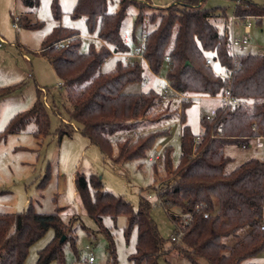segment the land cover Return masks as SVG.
<instances>
[{"label":"trees","instance_id":"trees-1","mask_svg":"<svg viewBox=\"0 0 264 264\" xmlns=\"http://www.w3.org/2000/svg\"><path fill=\"white\" fill-rule=\"evenodd\" d=\"M185 1L180 6L168 7L165 14L149 16L152 28L141 36L145 37L144 61L156 76L167 65L168 82L185 100L193 98L190 94L217 97L230 88L240 104L228 109L219 107L212 121L204 118L200 137L186 124V110L191 102L184 103L179 117L180 165L173 167L171 147L167 146L162 160L163 170L170 176L159 193L162 207L174 224L175 235L177 226L181 229L180 240L171 239L173 246L165 248L151 216V202L143 195L136 210L122 196L104 190L97 175L87 178L81 174L76 177V192L89 217L105 234L108 252L113 258L114 233L104 225V219L108 216L116 225L118 216L123 214L128 219L125 237L129 239L133 229L137 230L136 250L130 257L135 264H159L160 257L173 251L193 264H257L256 257L264 252L261 228L264 160L251 159L230 171L227 166L232 159L224 150L232 144L245 147L251 139L264 133V54L238 52L234 61L225 10L206 8V0ZM23 2L34 7L38 0ZM108 2L78 0L74 15L84 17L89 31L97 32L98 38L111 45L116 54H129L130 43L125 41L123 25L131 1L121 0L117 13L108 12ZM237 14L241 18H262L264 5L244 1ZM144 18L140 10L136 24H143ZM219 22L225 24L223 31L219 29ZM63 35L75 41L63 48L54 46L64 39ZM80 48V34L64 29L57 30L42 48L61 80L64 93L67 122H62L59 131H75V126L113 164L145 160L160 138L171 137L169 129H158L159 121L153 120L160 93L153 89L125 92L129 85L144 82V69L137 61L124 64L118 60L113 71L104 72L102 67L112 53L107 49L82 53ZM208 58L219 62L224 75L206 66ZM20 88L21 85L1 88L0 102ZM38 92L39 98L32 109L14 116L4 134L20 133L32 122L35 139L55 134L49 113L40 100L43 91ZM118 134L124 138L118 142L117 153L113 155L111 139ZM158 174L159 168L155 165L154 176ZM175 208L184 214H175ZM49 230L54 231V237L39 251L36 264L53 261L65 264L63 245L73 237L59 211L43 214L31 208L20 213H0V264H23L32 245Z\"/></svg>","mask_w":264,"mask_h":264},{"label":"rangeland","instance_id":"rangeland-1","mask_svg":"<svg viewBox=\"0 0 264 264\" xmlns=\"http://www.w3.org/2000/svg\"><path fill=\"white\" fill-rule=\"evenodd\" d=\"M130 8L124 19V35L130 37L128 45L134 49L140 44L141 36L151 30L149 16L165 14L170 6H180L185 0H128ZM257 5H264V0H244ZM243 1V2H244ZM78 0H38L36 6H28L23 0H0V89L21 85L14 93L0 102V213H20L33 209L37 213L52 214L60 212L62 221L68 226L73 240L64 245L65 264H87L90 252L93 253L94 264H135L130 257L136 250L137 230L133 229L129 239L124 235L128 219L126 215L117 218L116 225L110 217H105L104 225L112 229L115 240V257L108 252V241L99 225L87 214L84 205L76 192L77 174L97 175L101 178L104 190L122 196L134 209L139 208L140 195L147 198L150 194L152 205L151 216L157 224L159 233L165 242V248H171L175 227L165 209L159 205L153 190L162 188L168 182L162 156L167 146L171 147V160L174 168L180 165L181 157V125L180 115L185 102H191L186 110V124L195 136L203 133L202 121L214 110L222 106L219 97H200L195 94L192 99H181L172 93L161 97L159 108L153 116L159 121L158 129H169L170 139L160 138L156 146L148 152L143 161H127L113 164L98 147L91 145L87 138L73 130L60 132L63 121L67 122L64 108V93L54 67L48 61L42 48L59 29L71 30L80 34L82 53L92 50L101 52L109 50L112 56L103 65L104 72L114 70L118 60L124 64L137 61L144 69V82L126 87L127 93H141L150 89L156 90L159 78L167 79L169 68L164 65L160 73L153 74L146 62L140 58H125L114 52L111 45L101 41L97 32L91 33L84 17H75L74 11ZM169 4V5H168ZM161 5H167L161 7ZM234 0H206V8L224 9L229 16L228 30L231 31V16L235 12ZM121 9V0H109L108 12L117 13ZM145 15L143 24H136L139 11ZM20 18L15 28V18ZM253 17V16H251ZM228 18V17H227ZM253 28L249 37L250 43L242 52L264 54V17H253ZM224 30L225 24L218 23ZM234 36L244 37L242 22L234 25ZM54 46L63 48L75 39L66 38ZM136 38V41L133 40ZM237 51H241L237 49ZM206 63V62H205ZM215 73L224 75L219 62H213ZM156 76V77H155ZM45 105L51 122L52 134L45 139H35L32 132L35 124L16 134H4L11 119L17 114L27 112L39 98ZM252 107V103L249 105ZM160 126H163L160 128ZM255 132V129L252 130ZM251 139L245 147L238 144L227 145L224 152L232 159L227 170L251 160H264V133ZM136 135H134V138ZM124 135H115L112 139L113 155L117 153V145ZM163 145V146H160ZM159 168L158 176H154V166ZM171 173V172H170ZM177 215H183L179 208L173 209ZM116 226V227H115ZM54 231L49 230L41 239L32 245L23 264H36L39 251L44 249L53 239ZM90 247L91 250H86ZM258 264H264V252ZM159 264H193L188 258L179 256L173 251L168 256L159 258ZM51 264H57L53 261ZM203 264H206L205 262Z\"/></svg>","mask_w":264,"mask_h":264},{"label":"built area","instance_id":"built-area-1","mask_svg":"<svg viewBox=\"0 0 264 264\" xmlns=\"http://www.w3.org/2000/svg\"><path fill=\"white\" fill-rule=\"evenodd\" d=\"M244 0H234L235 2V12L234 14L231 16L230 20L233 26L236 22H242L243 23V27H244V37L242 39H237L235 38V36L233 35L232 31L230 32V47H231V53H232V57L233 60L235 61L237 59V49H240L242 47H245L247 45H249L250 40V34L253 28L252 22L251 20L253 19V17L251 16H246L244 18L239 17V15L237 14V9L239 6L242 5ZM20 21V18L16 17L14 20V26L15 28L18 27V23ZM125 41L126 43H130V38L128 36H125ZM4 42L1 41V45H3ZM144 44H145V37L141 38L140 44H138V46H136L134 49H131V52L129 54L123 55V57L125 58H140L143 59V51H144ZM0 45V46H1ZM144 60V59H143ZM213 65V60L211 58H208L206 60V66L210 67ZM59 86H61V83H59ZM157 88L160 92L161 97L164 98V96L168 97L170 94L175 93L178 94L174 91V89L172 88V86L170 85V83L168 82L167 79L164 78H159V82L157 85ZM179 95V94H178ZM181 99H183V96L179 95ZM221 99L222 101V109H228V108H234L236 106H238L240 104V100L236 97L233 96L231 89H227L226 91H224L222 94H220L219 96H217ZM218 110V109H217ZM217 110H214L212 112L211 115H207L204 118L207 121H212L216 116H217ZM197 141L200 140V137L196 138ZM153 192L155 193V198L156 201L159 205H163V200L160 197V190L159 188L156 190H153ZM153 198L152 195H148L147 199L151 200ZM205 218H207V215H205ZM262 230H264V223L261 226ZM177 230H178V234L174 235L172 237V241L173 242H178L182 236V232L181 229L177 226ZM86 250H91L90 247H86ZM95 259L93 256V253L90 252L88 258H85V263L87 264H94Z\"/></svg>","mask_w":264,"mask_h":264},{"label":"crops","instance_id":"crops-1","mask_svg":"<svg viewBox=\"0 0 264 264\" xmlns=\"http://www.w3.org/2000/svg\"><path fill=\"white\" fill-rule=\"evenodd\" d=\"M169 5V4H168ZM165 6H167V5H161V7H165ZM227 15V14H226ZM228 17V22H229V16H227ZM234 26H231V31H232V33H233V35H235L234 34V28H233ZM230 31V32H231ZM125 36H127V35H125ZM129 37V36H128ZM244 47H242V48H240L239 50H241L240 52H242ZM239 51H237V53H238ZM123 56V55H122ZM146 62V61H145ZM146 65L148 66V64H147V62H146ZM156 77V76H155ZM60 87V86H59ZM74 130H75V132H77V133H80L78 130H77V128L74 126ZM160 146H163V145H160ZM263 222H264V208H263ZM259 259H261V254L258 256V257H256V263L258 264L259 263V261H261V260H259ZM95 263V262H94Z\"/></svg>","mask_w":264,"mask_h":264},{"label":"water","instance_id":"water-1","mask_svg":"<svg viewBox=\"0 0 264 264\" xmlns=\"http://www.w3.org/2000/svg\"><path fill=\"white\" fill-rule=\"evenodd\" d=\"M62 241H65V237L62 238Z\"/></svg>","mask_w":264,"mask_h":264}]
</instances>
